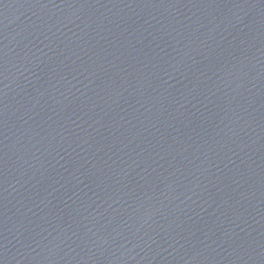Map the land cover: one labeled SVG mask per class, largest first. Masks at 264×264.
I'll use <instances>...</instances> for the list:
<instances>
[{
	"label": "water",
	"instance_id": "95a60500",
	"mask_svg": "<svg viewBox=\"0 0 264 264\" xmlns=\"http://www.w3.org/2000/svg\"><path fill=\"white\" fill-rule=\"evenodd\" d=\"M0 264H264V0H0Z\"/></svg>",
	"mask_w": 264,
	"mask_h": 264
}]
</instances>
